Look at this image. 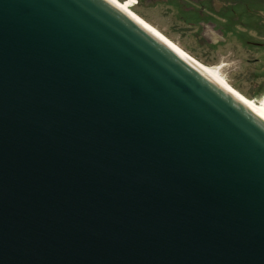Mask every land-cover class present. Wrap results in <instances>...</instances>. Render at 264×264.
Instances as JSON below:
<instances>
[{
	"label": "water",
	"instance_id": "obj_1",
	"mask_svg": "<svg viewBox=\"0 0 264 264\" xmlns=\"http://www.w3.org/2000/svg\"><path fill=\"white\" fill-rule=\"evenodd\" d=\"M0 264H264V123L104 0H0Z\"/></svg>",
	"mask_w": 264,
	"mask_h": 264
},
{
	"label": "rangeland",
	"instance_id": "obj_2",
	"mask_svg": "<svg viewBox=\"0 0 264 264\" xmlns=\"http://www.w3.org/2000/svg\"><path fill=\"white\" fill-rule=\"evenodd\" d=\"M136 15L155 26L174 43L179 45L202 63L218 67L229 83L250 101L264 99V66L249 63L260 54H247L245 48L235 40L212 47L206 37L207 31L182 18L180 11L167 0H120ZM243 6L235 11L242 16L241 21H258L255 15L264 16V0H237ZM259 101V102H260Z\"/></svg>",
	"mask_w": 264,
	"mask_h": 264
},
{
	"label": "flooded vegetation",
	"instance_id": "obj_3",
	"mask_svg": "<svg viewBox=\"0 0 264 264\" xmlns=\"http://www.w3.org/2000/svg\"><path fill=\"white\" fill-rule=\"evenodd\" d=\"M183 15L182 18L196 24L210 33L206 39L212 47L224 45L229 40L239 41L247 54H260L249 63L264 66V16L255 15L258 21H241L242 16L235 11L243 6L237 0H167ZM238 42V43H239Z\"/></svg>",
	"mask_w": 264,
	"mask_h": 264
},
{
	"label": "bare ground",
	"instance_id": "obj_4",
	"mask_svg": "<svg viewBox=\"0 0 264 264\" xmlns=\"http://www.w3.org/2000/svg\"><path fill=\"white\" fill-rule=\"evenodd\" d=\"M105 2L111 4L121 13L126 15L132 21H134L139 27H141L145 32L151 35L153 38L158 40L162 45H164L168 50H170L174 55L181 59L188 66L192 67L198 71L205 79L211 82L213 85L227 93L233 99L244 105L250 113L257 117L260 121L264 123V99L262 101H250L241 93H239L229 81L221 74L218 67L208 66L179 45L174 43L169 37H167L163 32L157 29L155 26L151 25L134 12L129 10L120 0H104Z\"/></svg>",
	"mask_w": 264,
	"mask_h": 264
},
{
	"label": "trees",
	"instance_id": "obj_5",
	"mask_svg": "<svg viewBox=\"0 0 264 264\" xmlns=\"http://www.w3.org/2000/svg\"><path fill=\"white\" fill-rule=\"evenodd\" d=\"M130 10V9H129ZM133 12V11H132Z\"/></svg>",
	"mask_w": 264,
	"mask_h": 264
}]
</instances>
